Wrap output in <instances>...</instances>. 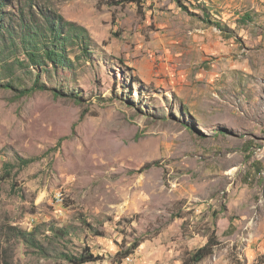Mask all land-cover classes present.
<instances>
[{
  "label": "rangeland",
  "instance_id": "rangeland-1",
  "mask_svg": "<svg viewBox=\"0 0 264 264\" xmlns=\"http://www.w3.org/2000/svg\"><path fill=\"white\" fill-rule=\"evenodd\" d=\"M2 2L0 264H264V0ZM60 18L71 67L33 64Z\"/></svg>",
  "mask_w": 264,
  "mask_h": 264
},
{
  "label": "trees",
  "instance_id": "trees-1",
  "mask_svg": "<svg viewBox=\"0 0 264 264\" xmlns=\"http://www.w3.org/2000/svg\"><path fill=\"white\" fill-rule=\"evenodd\" d=\"M4 4L2 0H0V34H5L4 31H7L6 33L9 34V38L7 40L14 42V36L12 32L9 30V28H5L6 26V17L3 12ZM8 14V13H7ZM250 19V16H247ZM49 27L47 31L50 33L47 36H44L45 32H41L38 28H35L36 31L28 30L26 31L25 39L30 40L31 44L38 43V46L33 49H28V56L31 57V61L33 64H36L37 66L45 65L47 63L52 64L56 69L59 66H65V67H71L72 60L66 57L65 51L68 42L73 43L75 41L79 42L83 39L81 38L85 31L83 27H80L74 23L67 22L63 18H60V20L56 21H50ZM2 36V35H1ZM2 38L6 39L2 36ZM1 37H0V65L5 64L3 60L1 59L3 56V49L1 48ZM44 44V45H43ZM42 45V46H41ZM85 49L87 52H89L88 45H85ZM0 87L5 89H15L13 83H8L5 85H1ZM44 86H40L39 82H37L36 86H34L32 89H25L21 91V96L29 95L36 90H44ZM63 94V93H62ZM77 100H81L79 96L76 97ZM26 164H29L30 161H24ZM159 165V162H154L147 164L143 169L148 170L153 167H156ZM35 232L27 233V232H21V239L25 241L27 244L35 245L36 239H35ZM140 240L137 241L132 247L125 253V258H128L130 255L134 254L136 250L140 247ZM220 241L218 240L216 235H213L208 244L204 246L203 248L195 251L191 254L190 258L186 261L185 264H200L207 258L211 257L215 253L216 247L220 245ZM68 260L72 264H88L90 262H95L97 258L92 254H83L80 257H74V256H68Z\"/></svg>",
  "mask_w": 264,
  "mask_h": 264
}]
</instances>
